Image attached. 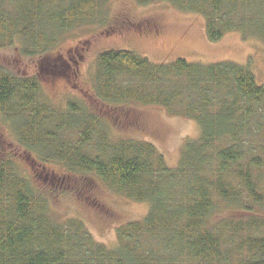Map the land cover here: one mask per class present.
Listing matches in <instances>:
<instances>
[{
	"label": "trees",
	"instance_id": "1",
	"mask_svg": "<svg viewBox=\"0 0 264 264\" xmlns=\"http://www.w3.org/2000/svg\"><path fill=\"white\" fill-rule=\"evenodd\" d=\"M160 1L204 16L211 41L233 30L264 39V0L258 14L251 0ZM105 3L0 0V48L18 44L25 56L43 55L69 30L103 23ZM95 80L102 101L162 106L196 121L200 135L185 141L172 167L153 143L115 140L95 113L76 102L58 110L42 98L38 77L0 65V114L17 125L22 147L41 163L95 173L150 204L143 219L117 228L110 248L81 220H54L47 198L7 157L0 161V264H264V86L250 65L156 63L110 49L98 54ZM225 208L236 215L225 216Z\"/></svg>",
	"mask_w": 264,
	"mask_h": 264
},
{
	"label": "rangeland",
	"instance_id": "2",
	"mask_svg": "<svg viewBox=\"0 0 264 264\" xmlns=\"http://www.w3.org/2000/svg\"><path fill=\"white\" fill-rule=\"evenodd\" d=\"M259 1L251 0L249 5L257 14L261 11ZM105 2L103 23L69 30L43 55L25 56L18 44L0 48V65L19 75L38 77L42 98L58 110L76 102L95 113L115 140L153 143L172 167L178 165L185 141L200 135L199 124L156 104L102 101L95 83L99 53L129 49L156 63L178 58L202 63L231 60L250 65L257 82L264 86V39L256 32L233 30L211 41L204 16L171 2ZM12 123L0 114V161L7 157L17 161L19 170L47 198L54 220L79 219L97 241L114 248L118 244L117 228L146 216L149 203L116 192L97 174L68 171L60 161H38L20 145L18 127ZM231 212L229 208L223 211L225 216Z\"/></svg>",
	"mask_w": 264,
	"mask_h": 264
}]
</instances>
